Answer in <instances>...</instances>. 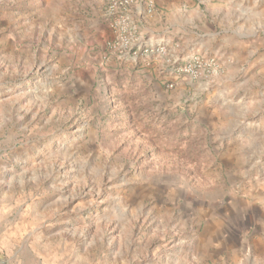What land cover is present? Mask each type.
Masks as SVG:
<instances>
[{
  "label": "clouds",
  "instance_id": "obj_1",
  "mask_svg": "<svg viewBox=\"0 0 264 264\" xmlns=\"http://www.w3.org/2000/svg\"><path fill=\"white\" fill-rule=\"evenodd\" d=\"M0 264H264V0H0Z\"/></svg>",
  "mask_w": 264,
  "mask_h": 264
}]
</instances>
